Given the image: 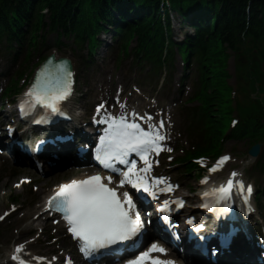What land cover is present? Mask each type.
<instances>
[{"label":"snow or ice","instance_id":"snow-or-ice-1","mask_svg":"<svg viewBox=\"0 0 264 264\" xmlns=\"http://www.w3.org/2000/svg\"><path fill=\"white\" fill-rule=\"evenodd\" d=\"M72 75L64 64L57 65L55 71L41 72L34 88L28 94L27 103L23 106L25 118H28L29 113L34 114L37 108H43L55 116H64L61 105L72 95ZM124 107L122 105V109ZM102 108L103 104L97 105L96 112L100 113ZM136 119V113H132L131 117L123 112L119 117L102 115L97 122L107 124V127L96 149L95 158L103 169L120 176L117 188L128 184L159 200L162 193L154 191V187L159 189L169 184L167 179H156L155 185L152 183L153 154L159 155L165 151L163 144L167 134L163 131L164 121L159 122V127L153 126L151 130H146L141 123L136 122ZM146 119L150 121L152 117ZM167 151L172 149L168 148ZM134 155L138 156L146 167L140 168L138 162L133 160ZM230 160L231 157L221 159L219 164L212 168V173L222 171L221 166ZM117 164L124 166V170L118 169ZM239 176L240 173H233L226 186L208 193L206 199L215 197L217 201L215 206L209 205L211 211L215 212L226 202L230 210L237 191L244 193L246 202L250 201L253 189L250 186L246 187ZM112 182L111 176L99 174L81 180L74 179L60 184L45 201L46 210L62 215L68 233L80 242L79 251L85 257L101 249H117L119 245L135 241L144 232L145 221L137 209V204L127 191L118 193L117 188L110 187ZM205 183L211 181L206 180ZM177 190V186L172 185L163 194L172 195ZM177 205L185 209L188 202L172 201L162 209V212L167 214L169 224H172V214ZM147 223L151 224L152 221L149 220ZM191 223L192 221H189V224ZM22 247H17L15 251L20 253ZM166 251V248L152 243L146 251L128 260L127 264H174L172 260H163L152 255L153 253L163 255ZM12 259L18 260V257L13 256ZM19 264L24 262L20 260Z\"/></svg>","mask_w":264,"mask_h":264},{"label":"rangeland","instance_id":"rangeland-1","mask_svg":"<svg viewBox=\"0 0 264 264\" xmlns=\"http://www.w3.org/2000/svg\"><path fill=\"white\" fill-rule=\"evenodd\" d=\"M178 29H179L178 27L174 26V30L176 33L178 32ZM98 63L100 65V69L95 71L93 74H90L91 76L90 80L83 82L82 84V78L80 79V82L82 84L80 90L81 93L83 94L82 97H85V95L89 91H91L94 92L95 95L92 93L90 94L88 93L89 102H93L96 98L98 99L99 90L97 89L98 86L96 85L95 82H98L99 85L102 84H108L109 86L112 85L111 88L113 90L117 88V90L113 92V95L115 96L116 100H120V104H119L120 106L123 103H125L128 98H131L132 101L135 100L134 106H145L146 104L147 107L150 108L156 107L157 109H159L158 113H161L160 112L161 108L167 110L168 112L163 114L162 117H165L166 120L168 121L167 124L170 128L169 136L171 138H177V140L174 141V146H175V142L182 139L184 133L182 134L179 133L177 135V133L181 131L180 122L182 120V114L179 110L183 108V105L186 106L187 104L186 98L190 95V90L187 89L184 83L182 85V88L180 89L181 90L180 93L176 90V88H168L161 90V88L156 87L154 81L151 78H148V74L142 73L140 70H138L137 67L132 64L131 60L123 59L120 62L117 60L116 63L114 54L111 53L108 54L105 63H103V61ZM175 67H176L174 71L175 75L173 76L172 79L173 84L179 82V79L182 76L183 66L180 60L176 61ZM93 80L95 82H93ZM187 85H189V82H187ZM100 90L103 92L107 91V89L104 88H100ZM120 91H123V93L122 95L119 96L118 93ZM162 98H164V100H162ZM156 99L158 101H156ZM128 102H131V100H128ZM174 130H176L175 134L173 132ZM19 169H25V168L21 167ZM179 170L180 169H172V170L169 169L167 173H169V175H171L173 179H175L177 182L180 183V181L186 178L180 179L179 177H176V175L179 173ZM67 177L68 176H65L63 177V179ZM51 178H55L56 180L57 176H50V174H48L40 177V180L41 181L45 180L47 182ZM9 179L12 180L11 187H8L10 184L8 181ZM6 182L8 183V185L5 184ZM15 182L16 180L11 179L9 177L4 164L0 162V217H3L2 212L6 210L8 212V207L11 208V210H9L10 214H13L12 220L9 216L8 218L5 217L0 222V241L3 238V236L7 234L8 230H10L9 225L6 224L18 223L16 225L18 231H20L21 229H23L28 225V222L19 220V215H18L19 212L16 211L15 209L16 207L23 204H26L28 207L31 204L35 206L37 205L34 202L33 194L29 197L30 201L27 198H23L20 196L19 190L15 188L13 185ZM188 182L189 181H187L186 184ZM34 185H36L37 188L39 189L40 186L39 182H35ZM180 185L183 186L182 183H180ZM54 232H55L54 227L51 226L50 228L43 229L41 233L40 230H36L34 233H31L30 236L27 238L29 239L28 241L31 242H34V238H36V234H40L41 236V238H39L37 241L38 243L32 244V247L34 248V252H37L40 249L41 253H45L46 249L41 248L39 245L43 242V239L45 240L47 236H49L51 233ZM16 238L17 236L9 237V242L12 243ZM13 244L15 243L13 242L12 245ZM57 245H59V242L57 243Z\"/></svg>","mask_w":264,"mask_h":264},{"label":"trees","instance_id":"trees-1","mask_svg":"<svg viewBox=\"0 0 264 264\" xmlns=\"http://www.w3.org/2000/svg\"><path fill=\"white\" fill-rule=\"evenodd\" d=\"M175 1L177 0H174V2ZM154 2H158V0ZM180 3L186 6H192L188 0H180ZM207 3H213L217 8H215V10H217L216 12L220 15L218 22H216L217 28L211 29V37L208 41L211 46L210 52L214 54L220 51V49H224V42H229L234 36L232 31L226 28H220V26L226 24L231 18L246 21L251 17L257 19L259 15H264V0H212V3L210 0H207ZM248 11L251 13L248 14ZM210 21L212 22L211 19ZM202 26L205 27V24L203 23ZM142 27L144 26L141 24L134 26L133 29L139 30ZM214 56L215 55L212 57Z\"/></svg>","mask_w":264,"mask_h":264},{"label":"bare ground","instance_id":"bare-ground-1","mask_svg":"<svg viewBox=\"0 0 264 264\" xmlns=\"http://www.w3.org/2000/svg\"><path fill=\"white\" fill-rule=\"evenodd\" d=\"M7 60V59H6ZM3 59H0V65H4V61ZM106 101H108L107 99H105ZM79 108H82V105L79 104ZM78 108V105L74 106V115L77 117L78 116V112L80 111V109ZM156 118V116H155ZM37 197V196H36ZM34 206H31L29 208V210L26 213V217L28 219V222H30L29 226L26 228L27 230L25 231V233H23L19 238H17V240L21 243L23 241H25L24 237L26 235H28L29 233L35 231V230H39V225L35 224V222H37L38 217H34L32 216V211H33ZM41 215V213H39ZM13 256H18V254L16 252H14L13 254L10 255V258L12 259Z\"/></svg>","mask_w":264,"mask_h":264}]
</instances>
